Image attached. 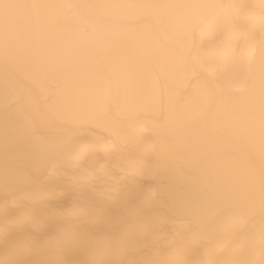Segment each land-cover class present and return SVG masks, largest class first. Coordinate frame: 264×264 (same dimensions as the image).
<instances>
[{"label": "bare ground", "instance_id": "1", "mask_svg": "<svg viewBox=\"0 0 264 264\" xmlns=\"http://www.w3.org/2000/svg\"><path fill=\"white\" fill-rule=\"evenodd\" d=\"M84 2L0 0V264H264L258 30L147 81Z\"/></svg>", "mask_w": 264, "mask_h": 264}, {"label": "clouds", "instance_id": "2", "mask_svg": "<svg viewBox=\"0 0 264 264\" xmlns=\"http://www.w3.org/2000/svg\"><path fill=\"white\" fill-rule=\"evenodd\" d=\"M84 19L93 29L130 36L127 50L117 58L127 60L126 74L147 81L157 73L180 71L186 54L217 26L239 33L251 23L261 37L260 119L264 128V0H118L103 4L85 0L77 6V14L69 17V29L78 30Z\"/></svg>", "mask_w": 264, "mask_h": 264}]
</instances>
